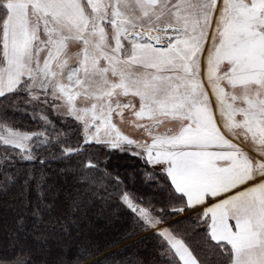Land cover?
<instances>
[{"label": "snow or ice", "instance_id": "snow-or-ice-1", "mask_svg": "<svg viewBox=\"0 0 264 264\" xmlns=\"http://www.w3.org/2000/svg\"><path fill=\"white\" fill-rule=\"evenodd\" d=\"M0 264H264V0H0Z\"/></svg>", "mask_w": 264, "mask_h": 264}, {"label": "trees", "instance_id": "trees-1", "mask_svg": "<svg viewBox=\"0 0 264 264\" xmlns=\"http://www.w3.org/2000/svg\"><path fill=\"white\" fill-rule=\"evenodd\" d=\"M98 223H101L103 224V221H99ZM125 225L122 223V221L120 220H114L112 222V224L110 225H107V229L108 231L113 234V235H118L120 234L123 229H124ZM122 249H123V245L120 246V248H113V249H110L109 252L110 253H117V252H121L122 253V256L124 257H130L132 255V252L131 251H128V252H122Z\"/></svg>", "mask_w": 264, "mask_h": 264}, {"label": "rangeland", "instance_id": "rangeland-1", "mask_svg": "<svg viewBox=\"0 0 264 264\" xmlns=\"http://www.w3.org/2000/svg\"><path fill=\"white\" fill-rule=\"evenodd\" d=\"M108 230V229H107Z\"/></svg>", "mask_w": 264, "mask_h": 264}]
</instances>
